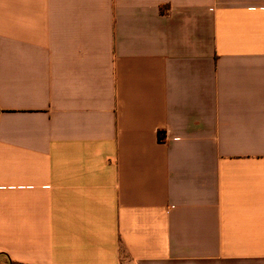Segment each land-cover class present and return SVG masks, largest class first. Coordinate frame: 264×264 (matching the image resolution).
Returning a JSON list of instances; mask_svg holds the SVG:
<instances>
[{
    "label": "crops",
    "instance_id": "1",
    "mask_svg": "<svg viewBox=\"0 0 264 264\" xmlns=\"http://www.w3.org/2000/svg\"><path fill=\"white\" fill-rule=\"evenodd\" d=\"M264 264V0H0V257Z\"/></svg>",
    "mask_w": 264,
    "mask_h": 264
},
{
    "label": "rangeland",
    "instance_id": "2",
    "mask_svg": "<svg viewBox=\"0 0 264 264\" xmlns=\"http://www.w3.org/2000/svg\"><path fill=\"white\" fill-rule=\"evenodd\" d=\"M0 264H7V259L4 258L3 256L0 257Z\"/></svg>",
    "mask_w": 264,
    "mask_h": 264
},
{
    "label": "trees",
    "instance_id": "3",
    "mask_svg": "<svg viewBox=\"0 0 264 264\" xmlns=\"http://www.w3.org/2000/svg\"><path fill=\"white\" fill-rule=\"evenodd\" d=\"M10 264H19V263L10 260Z\"/></svg>",
    "mask_w": 264,
    "mask_h": 264
}]
</instances>
